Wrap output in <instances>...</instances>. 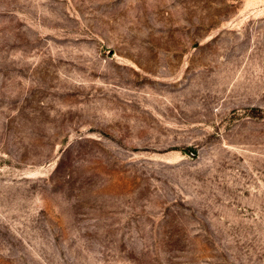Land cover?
<instances>
[{
  "label": "rangeland",
  "instance_id": "1",
  "mask_svg": "<svg viewBox=\"0 0 264 264\" xmlns=\"http://www.w3.org/2000/svg\"><path fill=\"white\" fill-rule=\"evenodd\" d=\"M0 264H264V0H0Z\"/></svg>",
  "mask_w": 264,
  "mask_h": 264
}]
</instances>
